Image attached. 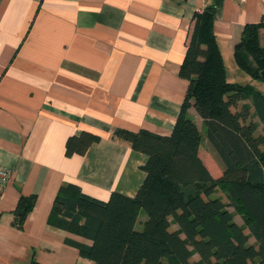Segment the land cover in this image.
<instances>
[{
	"label": "crops",
	"instance_id": "0c3cea01",
	"mask_svg": "<svg viewBox=\"0 0 264 264\" xmlns=\"http://www.w3.org/2000/svg\"><path fill=\"white\" fill-rule=\"evenodd\" d=\"M206 6L227 80L249 84L233 47L246 23L264 19V0H0V166L12 174L0 198V264H94L66 241L90 239L50 223L52 201L66 183L100 200L136 194L147 156L113 131L170 135L188 86L178 72L193 15ZM187 114L201 133L199 157L218 177L205 121L193 106ZM83 130L100 140L65 155L66 139ZM30 194L34 206L17 228L13 210Z\"/></svg>",
	"mask_w": 264,
	"mask_h": 264
},
{
	"label": "trees",
	"instance_id": "16d2710c",
	"mask_svg": "<svg viewBox=\"0 0 264 264\" xmlns=\"http://www.w3.org/2000/svg\"><path fill=\"white\" fill-rule=\"evenodd\" d=\"M262 27L263 18L246 23L233 47L237 67L260 81ZM178 75L188 86L170 135L113 131V137L147 156L136 194L112 191L107 200H100L77 184H62L49 221L90 239V244L66 241L94 264H264V133L256 132L253 120L255 115L264 128V94L250 84L227 80L212 6L193 15ZM245 97L252 101V112L246 103L238 105ZM191 106L205 121L208 141L222 160L218 177L210 175L199 157L201 133L187 114ZM99 140L85 130L73 134L66 139L65 155L84 154ZM217 189L226 201L215 194ZM35 200L34 194L19 197L13 210L15 227L22 226ZM140 212L145 215L141 221ZM234 212L243 216L246 226L234 220Z\"/></svg>",
	"mask_w": 264,
	"mask_h": 264
},
{
	"label": "rangeland",
	"instance_id": "374dc122",
	"mask_svg": "<svg viewBox=\"0 0 264 264\" xmlns=\"http://www.w3.org/2000/svg\"><path fill=\"white\" fill-rule=\"evenodd\" d=\"M239 81V83H241V84H243L244 85V83L245 82H243V80H238ZM254 89H256V90H258L259 92H261L262 94H264V81H262L261 83H259L258 81H254L253 80V78H252V80H251V82L249 83ZM242 100H245L246 101V104L248 105V106H252V101L250 100V98L249 97H245L244 99H242ZM251 108V107H250ZM253 119H255V121L258 123V127H260V128H263L262 126H261V124L259 123V121H258V118L255 116V115H253ZM220 194H222V195H224L225 193L220 189ZM223 198H225V196H223ZM226 199V198H225ZM231 208V207H230ZM230 210V209H229ZM234 219H235V221H237V222H239L240 224H243V226H246L245 224H244V218H243V216L240 214V213H238V212H234ZM247 231V230H246ZM195 256V255H194Z\"/></svg>",
	"mask_w": 264,
	"mask_h": 264
},
{
	"label": "built area",
	"instance_id": "2783aa9c",
	"mask_svg": "<svg viewBox=\"0 0 264 264\" xmlns=\"http://www.w3.org/2000/svg\"><path fill=\"white\" fill-rule=\"evenodd\" d=\"M244 1V0H239ZM12 174L6 167L0 166V198L4 189L5 184L10 180Z\"/></svg>",
	"mask_w": 264,
	"mask_h": 264
},
{
	"label": "water",
	"instance_id": "95a60500",
	"mask_svg": "<svg viewBox=\"0 0 264 264\" xmlns=\"http://www.w3.org/2000/svg\"><path fill=\"white\" fill-rule=\"evenodd\" d=\"M262 76L264 77V71L261 72Z\"/></svg>",
	"mask_w": 264,
	"mask_h": 264
}]
</instances>
